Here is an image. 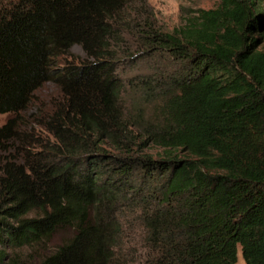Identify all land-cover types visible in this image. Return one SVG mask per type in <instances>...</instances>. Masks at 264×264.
Masks as SVG:
<instances>
[{
	"label": "trees",
	"instance_id": "16d2710c",
	"mask_svg": "<svg viewBox=\"0 0 264 264\" xmlns=\"http://www.w3.org/2000/svg\"><path fill=\"white\" fill-rule=\"evenodd\" d=\"M155 17L149 0H0V114L17 116L0 127V264L26 248L34 264H264V1L173 31ZM48 81L62 99L31 126L19 114Z\"/></svg>",
	"mask_w": 264,
	"mask_h": 264
},
{
	"label": "rangeland",
	"instance_id": "374dc122",
	"mask_svg": "<svg viewBox=\"0 0 264 264\" xmlns=\"http://www.w3.org/2000/svg\"><path fill=\"white\" fill-rule=\"evenodd\" d=\"M150 4L154 10L155 18L158 26L165 31H173L176 27L181 26L184 22L188 13H193V10L198 8L209 9L216 6L220 0H149ZM264 1V0H260ZM73 57L68 59L72 62L82 61L86 58V54L80 45H75L72 48ZM169 58L168 54H159L157 56V61L167 64ZM158 62L156 65L158 66ZM150 61L148 58L138 60L134 65L130 63H125L122 67V76L126 79L135 78L136 75L145 74L150 70ZM152 66V65H151ZM129 91L125 97L128 100L132 97V87L128 86ZM33 102L30 104L26 112H22L19 116H24V122H28L31 126L34 124L33 120L30 119L31 116L36 114L46 115L50 113L54 105L58 100L62 99V94L57 83L53 81H48L44 83L38 90L35 91ZM140 96V94H139ZM160 103L158 99L155 102H151L147 105L148 113H151L154 106ZM16 115H10L6 113L0 114V127H2L10 117H15ZM17 117V116H16ZM19 119V118H18ZM35 134H41L42 137L48 136V134L38 125L33 127ZM45 133V134H44ZM151 151V148H150ZM127 233H133L134 230H126ZM36 253L32 252L31 249H23L15 253V255L8 260L7 264H34L36 261ZM238 264H246L243 259L242 252L239 250L238 254Z\"/></svg>",
	"mask_w": 264,
	"mask_h": 264
}]
</instances>
